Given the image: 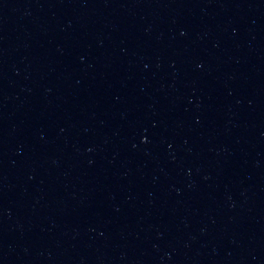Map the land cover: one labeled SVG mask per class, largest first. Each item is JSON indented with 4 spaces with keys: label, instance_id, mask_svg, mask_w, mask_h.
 I'll return each mask as SVG.
<instances>
[{
    "label": "water",
    "instance_id": "obj_1",
    "mask_svg": "<svg viewBox=\"0 0 264 264\" xmlns=\"http://www.w3.org/2000/svg\"><path fill=\"white\" fill-rule=\"evenodd\" d=\"M248 1L0 0V264H83Z\"/></svg>",
    "mask_w": 264,
    "mask_h": 264
}]
</instances>
